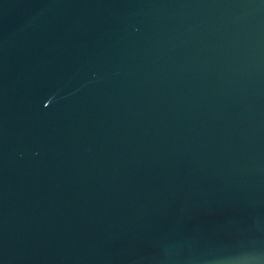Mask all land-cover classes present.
I'll return each instance as SVG.
<instances>
[{"label":"water","instance_id":"95a60500","mask_svg":"<svg viewBox=\"0 0 264 264\" xmlns=\"http://www.w3.org/2000/svg\"><path fill=\"white\" fill-rule=\"evenodd\" d=\"M0 264H264V0H0Z\"/></svg>","mask_w":264,"mask_h":264}]
</instances>
